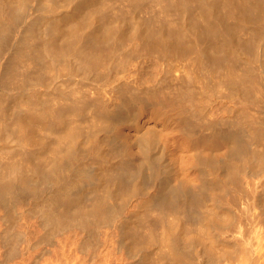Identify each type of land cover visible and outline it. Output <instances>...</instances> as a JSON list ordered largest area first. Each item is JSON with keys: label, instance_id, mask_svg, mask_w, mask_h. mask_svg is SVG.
Segmentation results:
<instances>
[{"label": "rangeland", "instance_id": "rangeland-1", "mask_svg": "<svg viewBox=\"0 0 264 264\" xmlns=\"http://www.w3.org/2000/svg\"><path fill=\"white\" fill-rule=\"evenodd\" d=\"M6 1H10V4L14 3L16 6L15 8L19 9V10L16 9L15 11H17V10L18 11L15 13L16 14L18 12L19 13H18L17 18L11 23V26H10L11 28H9L8 33H7L8 36L5 37V43L2 47V51L0 52V71H1V67H2L3 62H5V60H7V57L9 58L11 52L13 53L14 48L16 49V47L18 46L17 44H19L20 38H22V36H24V34H27L29 32V28L32 25L33 21L35 22V24H33V25L38 27V29L40 30L37 32L36 35L38 37L36 36V38L39 41H41L39 39V37L40 38L43 37L44 32L46 30L54 28L55 31L54 30H52V31L59 32L58 30L61 31V29H62L63 32L62 31L59 32V33H62V35H59L60 37H62L64 35V31H66L70 27L76 26L78 24H79V26H83V24L86 23V21L88 19H91V17H88V16L92 15V17H94L95 16L94 13H96V17H94L96 19V21H94L95 19H92V20H93L94 24H96L98 21L97 25H95L97 27L93 26L92 28H95L96 30L90 29L91 30V31H89L90 34L93 30L97 31V28L99 31L98 32L93 31V32H95L96 34L100 33V31L102 30L104 25L106 26L109 24L108 27H110V28H111V26H113V28H114V26L117 27L114 29H115V31L117 29L115 36H117V34H118V36H117L118 38L114 37V39H115L114 43L111 42L114 46L116 45V43H117V45L115 47L113 46L114 53L112 54L111 59H109L110 61H107V59H106V63L104 61L105 66L102 63V68L100 69V67H101L100 66L99 67L100 70H98L96 72L92 71L90 73L89 72L86 73V71H84L82 69H80V70L77 69L78 71L74 70V69H72V67L69 63L67 64L66 60L62 59V60H59L54 65L52 63H50V61L49 62L47 61L49 63L48 69H50V70L47 69L48 71L42 70V68H38L40 66V65L38 66V64L36 66L35 65L31 66L30 69H28L27 72H25V73L21 72L22 70H20V72L18 73V76H20V75L21 76L20 77L16 76L17 79L15 78L16 80H14L13 84L11 85L12 89H9V91H8L9 94H8V92H7V94H5L6 93L5 91H1L2 86L0 84V87H1L0 88V91H1L0 94L3 95V96H0L1 97L0 102H2L4 104V114H2V115H5V120H4V117L2 115L0 116V120L3 118V120L0 121V129H1V131H0V155H1L0 160H1V162L4 164V162L8 158H10L8 161L13 160L15 157H18V155H20L23 152V149L24 150L29 149V147H27V145L25 146L23 141L20 138H18L17 133H15V131H14V114H15L14 110L16 109L17 105H19L17 103L23 101V103H27L29 105V110H31V109L33 110L34 105H32V103H30V102H34V101L38 105L39 104L41 105V106H39V108L42 107L43 105H46V104L49 105V103L52 106H53V104H55L54 106H59L60 104L65 105V104H70L69 102H71L70 106L73 105V107H72L73 109L70 106H69L70 108L68 109L67 105H65V106H67L66 107L67 111H66V108H64L65 110L63 109V112H64L63 114H65L64 116L67 115L66 117L62 116V118H64L63 120L65 122L63 121L58 126L53 127V128H55V130L52 128H49V129H51V130H49L46 128L47 127L46 125H44L42 122L38 123L39 120H37V122H35V124L33 125L34 130L32 129V131L36 132V130L40 127V126H37L39 124L40 125L42 124V128L40 127L41 130L38 129L39 131H37L38 134L40 132L39 135L37 133H33V135L36 134L37 136H41L44 138L47 137V138H45L47 140L46 141V144L48 147L47 150H50L49 148H51L52 145L54 144V140L56 139V137H58V135L64 131L63 128L65 130H68L69 126L70 127L73 126L72 128L69 127V129H73L75 127V130L77 131V132H75V130H74L75 135L79 133L78 135H76V136H79L78 137L79 139H77V140H82L81 142L78 141L79 145H80V143L86 141L89 137L95 136L96 139H100L102 141V143H104L106 148L113 146V148L115 149L113 155L114 156L116 155L115 157L117 159L115 157H113V158H115L117 160V162H116V160L114 159L115 164L116 163L117 164L116 165L114 164L115 166H113V168L114 167L116 168V166L119 165L120 159H123L124 162H128V164H129L126 167V169L123 167H122L123 169H120L121 166H118V168H116L115 170L113 168H111L114 170V172H113V170H103L102 173L108 174L109 172L116 173L115 171H118L117 174L120 175V176H118V178L120 177L119 181L123 184V186L129 188L132 185V181L134 179L135 180L133 182L137 181L136 180V176H137L136 174L138 173V170L142 169L141 171H139L140 175L142 177L139 181L142 183H139V184L142 185V186L140 185L142 188L138 187L139 189L136 190L137 192L135 190L128 192L127 197L124 200L122 199L124 197L122 195L121 190H119L120 192L117 191L116 195L115 196L113 195L112 198L110 196H109L110 198L107 197L105 199V202H104L105 205L106 206L116 205L119 207L122 206L120 208V210H121L120 214L121 215L118 214L119 218L116 217L114 220H112L113 222L112 221H110L109 223H106V222L102 223L101 222L100 225L98 224L95 226V229L93 226L92 231H91V235H92L91 237H80V235L83 236L85 234V229H83V227H82V230H81V226L77 225L76 222L72 223L68 229H65L68 231H65L64 229L62 230V232L60 231L61 234L62 233L64 234V235L62 234L63 236H61V234L57 232V233H55L56 235L54 234L55 237L54 236L53 237H45L44 232L45 233L48 232V230L45 229L46 227L48 229V225H45V227H44V224L46 222L43 224H42V222H40V220H41L40 215L41 214L38 213V210H35V205H33L34 201L31 200L32 197H30V195H28V194H30V193H28L29 191L25 190L23 188L17 187L16 191H17L18 197L19 196L21 197V200L17 199L16 201H14V202L12 201L9 203L3 202V204H2L3 206L0 204V218H1L0 219V264H4V263L5 264H154L155 261L157 263L158 259L161 260V258H164L166 260H164L165 262L163 260H161L160 264H172V263L177 264L178 261H179L178 264H217V263L218 264H224L222 262H226L229 259H230L229 261H231L233 259V257H236L237 255H239L241 253V250H242L241 248L243 247L244 244L242 243L243 245L240 246L241 245L240 241L237 242V239H239V240L243 239L242 241L243 242L245 241V243H247L246 244L247 246L249 245L248 247H249V250L251 249L250 252L252 254V259L255 260L253 263L256 262L255 264H258L260 262L259 264H264V257H263L264 256L263 255L264 249L262 250V248H264L263 247V245H264L263 244L264 243V241H263L264 240V234L263 233L264 232H260V233H262L261 235H260V233L258 234L259 231H264L263 230L264 224H263V221H260L261 217H260V220L257 221V218H259V216H260L261 210L264 208V202H263V200H264V177H263L264 176V165H263V168H262V166L260 168H258L259 167V165H258L259 164V160H258L259 157L258 156L264 157V139L263 138H258L259 140L256 139V141L254 140L255 142L250 144L251 148L255 151V159H254L255 161L251 162L250 169H249V171L251 170L250 172H252L251 178H253L252 180L250 179V181H253L255 179V181H254L255 183L252 182V184H254L255 188H253L254 186L252 187V185L250 184L251 182L248 179H249L251 174H250V172H247L246 175H244L246 177H244V179L240 178V180H239L240 183H241V181H243V182L245 181V182L244 183L242 182L241 184L238 183L236 186H238L239 184H240V186H238V187L235 186V191L232 189V191H234V192H231V189H227V191H225V192L223 191L224 192L223 197L225 198V199L223 198L224 201L229 199V194L232 196H233V194H235V196H236V193H237V197H239V194H240V196H242V197H240V199L238 200V202L236 204H231V206H230V203L223 204V205L219 204V206L216 207L217 208L216 210L213 206H211V205L209 206L206 203H203L201 205H194V206H196V208L198 210H200V207L203 209V210L201 209L200 211H198L200 214L196 211V208L194 209V206L192 207V205H191V207L189 206V212L193 213V216H196V218H197L195 220L196 223H192V225L190 224L191 223L190 221H185V219H183V218L181 220H179L181 218L179 215H176L177 217L173 216V218H172V216H170L174 220H175V218H178V216L180 217L175 221H173L172 219L171 220H172V222H175V224L177 221H178L177 222L178 224L181 221L179 228L183 233L188 232V228H190L189 232H191L192 231L191 229H193V227L192 228L189 227V225H191V226H194V228L196 229V231H195V229H193L192 232H195V233L197 232L196 234L193 233L194 235L197 236V234L199 233V235H198V237H199L201 234L200 239H198L196 236H195L196 238L194 237V239H197V242L195 240V244L197 245L198 248H200L202 250L200 257L198 256V258L192 259V260L185 263L184 260L181 259L182 257L179 256L180 257L179 258L176 256L177 259H175V261H177V262H174V258H176V257L174 256V258H173V255L172 256L168 255L169 253H168V250L166 248L167 245L165 244V242H163L165 239V237H163L164 226L157 227L156 233L153 236H149L150 234L148 231H147L148 232L147 235H143V233L144 232L146 233V230H148L147 226H146L147 218H151L153 216L154 217L156 216V213H155V211H152V208L155 209L156 208L155 203H157L156 200H158L161 196L163 197L165 195V194H162L164 192V189L166 188L165 191L168 194H169V190H167V189H169V187L171 188L170 192L172 189L175 190L177 197L180 198L179 200L185 199L184 198L185 195L182 196V194H185L181 190L182 187H188L189 189L191 187L192 188V189H190L191 192L193 191V193L194 192L197 193L199 190L198 186L201 183V176L199 175V170H200L198 168L199 166L195 167L194 161H196V157H199V158L203 157L204 159H207V158L212 157L214 154L213 157L218 158L217 156L218 155H219V157H221L220 155L223 156V154H225V152L228 148V142L226 139H224L223 144L220 143L219 149H217L218 146L215 147L214 145H212L211 141H209V139L205 138V136H204V134L208 132L209 126L208 127L204 126L202 129V127H201L202 125H200L199 128L197 127V126H199L198 124H202L203 121L205 122L206 120L209 122L213 121L217 117L219 118V121L221 124L225 123V121L227 120L226 114L228 113V109H230V107H234V108L238 107L237 109L242 108V110L245 108L246 109L248 108L247 112L250 111V115H254L255 114L254 112H256V111L258 112V110H259L256 106H253V107L251 106V108H250V106L246 107L247 105H245V106L243 105L244 106L243 107L242 103H240L241 101L238 100V98L230 97L232 95V93L230 92L229 87H227L226 85H224L225 86L224 87V86H222V84H217L214 81L216 83L215 84L213 82L212 78H210L211 80L208 81L207 78H209V76H207L206 73L201 72L199 65H198V62H197V57L194 56V55H196V52L194 50H190V51H194V53H195L194 55L192 52L189 51L190 56H188L189 53L187 52L188 54L187 53L183 54L184 56L181 60H180V57H181L180 55L182 53H180V52L178 53L176 51L175 52L170 51L171 53H169V51H167L164 54V56H165L164 57L163 54H162V56H160L161 53L159 52V50L158 51L153 50L152 47H154L155 44H154V46H152V43L147 42L146 38L145 39L141 38V36H143V37L146 36V35L144 36V34H146V32L150 28H152V30L150 29L149 31L153 32V30H154L153 28H155V27L158 28V29L155 28L157 31L159 29L162 30L164 28V26H167L168 28L165 27V29L162 30V32L165 33L166 36L170 35L169 30H172V26H173V29L175 28L176 31H178L181 27L183 29V31L180 29L182 32L190 30V29L192 30L193 26H192V23H190L192 21V17H189V16L190 15L194 16V14L182 12V10L179 11V9H174V8L169 10L167 8L162 9V8H159L158 6H156L157 7V9H156L155 4L152 2V0L151 1L150 0H148V1L147 0H137V1L136 0H104V1L103 0H25L26 2L23 0H0V7H1V5H4L6 7V4L3 3ZM20 1L21 2L23 1V4H21ZM241 1L242 0H232V3H233L232 8H233V6L235 8L238 5L237 3H240ZM103 2L107 5L103 4ZM263 2L264 1L260 2L263 6L260 3L258 5L264 8ZM258 5H257V7H258ZM145 7H146V9H144ZM257 7L255 8V11H256L255 13L253 10L252 12H250V15L246 14L245 18H244V15L242 16L240 14H237L234 16V18L237 16L235 19L232 18L231 14L228 13V15H227V13H225L226 11L224 12L225 6H222L223 9L221 7L217 8L218 13L223 14V15L225 14V18L228 21H230L231 24H233V26L235 27V28L233 27L235 32H232L233 38H231V41L232 40L233 41L232 42L230 41L229 46H227V44H228V42H227L225 49H224V52L226 51L224 54L225 58H228L229 54H230L228 62L233 63L232 64L233 68H230V66H228L229 63L227 62L226 66L224 67L225 69H227V67H228V70L230 68V71L232 70L235 73H240V72L243 73L244 69L246 68V66H245L246 64L244 62V59L247 58L248 55H247V53L242 52L241 47H243V46L241 45L242 42H240V41H243V44H244V41H246L249 38V35H248V34H250L249 32H251L254 29L253 31H254V33H256L255 34L256 36H254V39L252 41L253 42L252 46L254 45L252 47V49L256 53V57H255L256 61L255 62L256 63L258 62L260 64L261 69L264 70V9L263 8L261 9V7H258L260 9H257ZM102 8H103V10H102ZM97 9H99V10H97ZM218 9L223 10L222 13L220 12L221 10H218ZM43 10H45V12H47V10H48L47 14H43ZM259 10H261V11H259ZM176 11L180 15L177 14V16H176V13H177ZM195 11H196V9L194 10V12ZM87 13H88V15H87ZM97 13H98V15H97ZM185 13H187L188 15L190 14V15L188 16ZM84 14H85V16H84ZM195 14H197V13H195ZM257 14H258V16H257ZM99 15H101V16H99ZM181 15H182V17H181ZM246 16H248V17L246 18ZM254 16H255L256 20H255ZM84 17H85V19L82 20V18H84ZM86 17H88V19ZM251 17H253V19L255 21L251 20L252 19ZM179 18H180L181 22L178 20ZM189 19H191V20H189ZM237 19H240V21L237 22L238 21ZM241 19H243L244 21ZM248 19L251 20L252 23ZM234 20H235V22L233 23ZM78 21H80V22L78 23ZM83 21H84V23H83ZM107 21H108V23H107ZM241 21L245 22V24L242 22V24H243L242 25ZM105 22L107 24H105ZM246 22H248L247 25H246ZM111 23H112V25L110 26ZM238 23H240L239 26L242 25L241 29L238 26ZM176 24H180V26L179 25L176 26ZM50 26H52L53 28H51ZM178 26L180 27L179 29H177ZM118 27H120V28H118ZM118 29H119V32H118ZM132 29L134 32L135 31L136 32L134 33L132 31ZM167 29H169L168 30L169 32H167ZM250 29H251V31H250ZM122 30H123V32H121L122 33L121 34L120 31H122ZM181 31H178V32H180L182 34ZM91 35L93 36V34H91ZM38 40H36V41H38ZM141 40L146 41L147 42V43L145 42L146 45L144 44V41H141ZM254 41H255V43H254ZM141 44H144V45H141ZM147 45H149L150 47ZM244 48H245V46H244ZM156 51H157V53L155 54ZM207 51H208V48H207ZM209 51H210V49H209ZM247 52H249V51H247ZM166 54L170 55V58H168V56H166ZM171 54L173 55V58H172ZM186 54H187V56H186ZM226 54L228 56H226ZM155 55L158 57H155ZM159 56H160V58H159ZM161 57L164 59H162ZM176 57L178 58L177 60H179L180 62L179 61L177 62ZM189 57H191V58H189ZM171 58H172V60L173 59H175V60L172 61V60H170ZM47 60H48V58H47ZM165 60H167L168 63ZM170 62L172 65L175 64L173 62H176V64H175L176 65L175 68L177 69L176 71L173 70L175 68H172L174 65L173 66L171 64L169 65ZM182 62H184V63H182ZM158 63L160 66L157 65ZM178 63H179V65L182 63L186 67H188V70H187L188 72H184V74H182V72H180L181 68H179V66H177ZM164 64H166L168 67L164 68L163 67ZM236 64L238 67L235 66ZM161 66H162V68H160ZM242 67H245V68L243 69ZM222 68H223V66H222ZM241 68H242V71L240 70ZM39 69H41V70H39ZM159 69H161V70L163 69L165 71L164 72L162 70V72L164 74ZM168 69H170V70H168ZM218 69L220 71V68H217V67H216V69L214 68V71L212 72V74L213 75L219 74ZM158 70L160 71V73ZM178 71H179V73H178ZM190 72L192 74H194L193 76H195L194 77V78H196L195 80L193 79V76L190 77ZM214 72H216V73H214ZM20 73H23V74H20ZM242 73H240V74H242ZM174 74L175 75L177 74L179 76L176 75V77H173V76H175ZM181 74L182 75H188V77L187 76L186 77L183 76L184 78L180 77ZM207 74L211 75V73H207ZM25 75H27V76H25ZM153 75H154L155 79L152 77ZM159 75H163V76L165 75L166 76L165 82H168L169 80L170 81L172 80L171 82L175 81V83L173 82L174 83L173 86L175 84H177V85H175L176 88L183 86L184 89L190 91L191 93L197 94L198 100H197V97L195 100L198 102L196 103L194 101L193 104H191L189 102L191 105L188 103V105L192 108V110L195 109V111H196V112L192 111L193 115L191 118V120L195 124V130L196 131L193 132V134L194 133L195 134L191 136L192 138L190 139L189 143H185L178 138H176V139L179 142L177 140L175 141L174 137H177V135H176V133H174L176 131H173V130H175V128H174V125L172 124L170 118L174 112L178 111L177 107H175L176 105L172 103L171 107L169 109L168 103L171 100L167 98L168 101H167V99H165L163 108L159 109L160 105L159 104L156 105L157 104V103H155L156 100L154 98L152 99L150 97V95L146 93L147 92L146 89H145L146 92L144 91V88L146 87L148 82L150 80L155 81ZM170 75L171 76L173 75L172 78ZM202 75L205 76L203 78L204 81H202V77H203ZM33 76H34V78L37 76L36 78L37 79L39 78L38 79L39 81H36L35 79L33 81L32 80ZM117 77H118V79H117ZM143 77H144V79H142ZM150 77H152V78H150ZM177 77H178V79H177ZM168 78H169V80H168ZM173 78H175V80ZM181 80H183V81H181ZM151 81L149 84H151V83L153 84V81L152 82ZM201 81L203 83H201ZM143 82H145V84H142ZM171 82H168V86L172 85ZM181 82H182V84H181ZM205 82H207V83H205ZM14 83L15 84L17 83L16 86ZM20 83H21V86H20ZM33 83H36V84L33 85ZM102 83H104V85ZM26 84H28V85H26ZM124 84L126 87L124 86ZM141 84L145 85V86H142ZM212 84H214V85H212ZM190 88L193 89V91ZM210 88H212V89H210ZM13 89H15V90H13ZM17 90H18V92H17ZM165 90H169V89H165ZM103 91H104V93H103ZM13 93L17 97H14ZM36 93H37V95H36ZM85 93H87V95ZM10 94L12 95L10 97H13V99H15L14 100L15 103L13 102V99H10V97H8V95H10ZM59 94L61 96H59ZM104 94H106V95H104ZM144 94H145V97H143ZM121 95H122V97H121ZM140 95L141 96L143 95V96L141 97ZM146 95H148V96H146ZM53 96H55V97L57 96L56 97L57 99ZM193 96L195 97V95H193ZM31 98H33V99L30 100ZM38 98H40V99H38ZM127 98H129V99H127ZM143 98H146L148 104H144V102H142ZM199 98L200 99L204 98V99L202 101H200V103H199ZM228 98H230V99H228ZM78 99L79 100L81 99L83 102L85 100V102L84 103L82 101L79 102ZM148 99L150 101L153 100L154 102L152 101V103H151V102H149ZM237 100H238V102H237ZM10 101H12V102H10ZM17 101H19V102H17ZM28 101H30V102H28ZM55 101H56V103H55ZM57 101H61V102H59V104H58ZM207 101H209V102H207ZM65 102H68V103H65ZM79 103H82V104H79ZM165 103L167 104L168 107H165L166 106ZM56 104H58V105H56ZM83 104H85V106ZM14 105H16V107H14ZM38 105L37 106L35 105V107L38 108ZM78 105H81V107L79 106V108H77ZM172 105H175V106H172ZM235 105H237V107H235ZM11 106H13L14 108ZM31 106H32V108H31ZM202 107H203V109H202ZM133 109H134V112H133ZM160 110L162 113L160 112ZM163 110H164V112H163ZM173 110H174V112H173ZM68 111H69V113H68ZM167 111H168V113H166ZM34 112L31 111L29 114H35ZM257 112H256V115L258 114V115H261L262 117L264 116L263 115L264 109L262 112H259L260 114ZM10 113H12V114H10ZM251 113H253V114H251ZM169 114H171V115H169ZM6 115H7V117H6ZM8 115L10 117H8ZM132 115H134V116H132ZM212 115H214V116H212ZM12 117H13V119H12ZM200 118H202V119H200ZM211 118H213V119H211ZM6 119H8V121ZM68 120H70V121H68ZM2 121H3V123H2ZM4 121L6 122L5 124H4ZM197 121H198V123H197ZM200 121H202V122L199 123ZM66 122L68 124L70 123L71 125L66 124ZM166 122H167V124H166ZM8 123H9V125H8ZM11 123H13V124H11ZM63 123L66 125H64ZM92 124H93V126H92ZM63 125H64V127H63ZM59 126H62V127H59ZM66 126H68V127L66 128ZM76 126H77V128H76ZM3 127H5V128H3ZM92 127H95L97 130L95 128L92 129ZM147 127H148V129L153 128L154 131L156 130L155 128H157V130H156L157 132L156 131L155 132L158 135H155V132H154V134L151 135V137H149L150 134L147 133L148 132ZM7 128H8V130H7ZM167 128H169V129H167ZM172 128H174V129L172 130ZM2 129H5V130H2ZM61 129H62V131H61ZM144 129H147V131L145 130L146 131L145 132ZM10 130L11 131L13 130L14 133L11 132ZM78 130H80V131L78 132ZM98 130H101V131H98ZM142 130L144 133H147V134L143 135L144 133L141 132ZM139 134L142 137L144 136V138H142ZM7 135H9V136H7ZM167 136H169V137H167ZM49 137H50V139H49ZM75 138H77V137H75ZM153 138H155V140ZM164 138H166V143H167L168 139H169L168 143L174 141L173 143H176V144H174V146L176 145L175 146L176 148L173 146L174 150H173V148L171 150H169L167 147H165V142H164L165 140H163ZM69 140L67 139V141H66V139H64V142H62L61 145L67 147ZM105 140H107V141L105 142ZM51 142H53V143H51ZM66 142H68V143H66ZM182 142H183V144H182ZM49 143H51V144L48 145ZM110 143H112V144H110ZM180 143H181V145H180ZM32 144H33V142H32ZM77 145H78V143H77ZM184 145L188 146L187 149H186V146H184ZM24 147H26V149ZM15 148H16V151H15ZM165 148H167L168 150ZM215 148L217 149V151ZM184 149L186 151L185 153L189 152V153H187L189 158L187 157L186 154H185L186 156L183 155ZM213 149H214V151H213ZM256 149L258 152H256ZM43 150H45V151H43ZM47 150L45 148L44 149L42 148V149H39V151H33L32 155L29 157V159L23 160L20 158V166H22L21 170L23 169V171H24V169L25 170L28 169L27 174L29 172H31V173H29V177L35 178L36 176L34 175V173H32L33 172L32 167L30 168V166L38 167V168H40L41 166H45L46 160L48 161V159L50 158V157L47 158V156H52V154L49 153L50 151L48 152ZM178 150L180 152H183V154L179 155ZM173 151H174V153H172ZM47 152H48V154H46ZM144 152H145V155L150 153V156L152 157V159L148 162L151 163L152 161H155L152 163L156 164V162H157L156 166L154 164H153L154 166H152V163H151V165H150V163H147V164H149V166L146 164L144 165L145 167L143 166L141 161L145 157V156H143ZM2 154L5 156H3ZM172 154H173V156H172ZM169 156L173 160L172 161L173 163H171V159L169 158ZM155 157H156V159H155ZM160 159H162V161ZM176 159H177V161H176ZM27 160H29V161H27ZM190 160L192 161V163L194 165H192ZM90 161L92 163V159ZM90 161H89V163H90ZM28 162L30 165L28 164ZM174 162H176V163H174ZM182 162L185 165H183ZM93 163H94V161H93ZM97 163H95V164H97ZM31 164H33V165H31ZM138 164L140 165V168L138 167L139 166ZM174 164H175V166H174ZM255 164H257V165H255ZM135 165H137V166H135ZM158 165H159L158 168H161V170L157 169ZM169 165H170L171 169L174 167V170H176L175 171L176 173L174 172L173 169L171 170L173 172H169L170 171ZM146 166H147V168H146ZM150 166H151V170H150V168H148ZM0 167H2L1 163H0ZM27 167H29V168H27ZM134 167H138V168H136V170L133 171ZM154 167H156L155 170H154ZM163 167L164 168L166 167L165 169H167V171L165 169H163ZM247 168H249V166ZM257 168L259 170H257ZM119 169L122 171V174L119 171ZM0 170H2V168H0ZM164 171L170 173L169 174L170 176L168 174L166 175V172H165V174H163ZM254 171L255 172L258 171V172H256L257 175L254 173L255 176L253 175ZM135 172H136V174H135ZM156 172H158V174L160 176ZM258 173L260 176H258ZM248 174H250V175L248 176ZM163 175L164 176L166 175L167 177L166 176L164 177ZM124 176H125V178H124ZM198 176H199V178H198ZM256 176H258V178L259 177L260 178L262 177V178L256 179L257 178ZM180 177H182L183 180H184V178L189 180V182H187L188 180H186V181L184 180L187 185L182 184L185 182ZM164 178L168 181L169 186L166 183L167 181ZM179 178L181 179L180 181L182 183H180ZM246 178H247V180H246ZM175 179L178 180L176 182L181 187L176 184ZM144 180L146 182H144ZM257 180H258V182L256 183ZM143 183H145L146 185ZM163 183L165 186L163 185ZM259 184H261V185H259ZM188 185H190V186H188ZM250 185H251V187H250ZM175 186L180 187V189H178ZM242 186H244V187H242ZM193 187L194 188L198 187V188L197 189L195 188L196 191H194ZM160 188H162V189H160ZM206 188H208V187H206ZM251 188H253V190H249ZM46 190H47V188H46ZM90 190H86L85 192L87 194L84 193L82 195V197H83L82 199L85 198L86 202L88 201L86 204L90 203L89 201H90L91 197L94 198L96 196V192L94 193L95 194L94 195V194H92L94 190H91V193H90ZM87 191H89V193ZM204 191L205 192L207 191V193H205V192L204 193H205V198H208V194H209L208 190L205 189ZM41 192H39L37 195L41 196L44 194V193L42 194ZM123 194H124V192H123ZM159 194H160V197H159ZM168 194H166V195H168ZM37 195H35L36 198H37ZM125 195L126 194H124V196ZM152 195H156V196H152ZM180 195H181V197H180ZM225 195L227 197H225ZM246 195L248 197H246ZM31 196H33V195L31 194ZM23 198H25V199H23ZM117 198H118V200H117ZM161 198L159 200H161ZM246 198H247V201H245ZM248 198H249V200H248ZM256 198H257V200H256ZM119 200H120V202H122V201L123 202L119 203ZM83 201L84 200L80 201V206L84 205V204H82V203H84ZM115 201L116 202L118 201V203H116ZM244 201L247 202V204ZM179 202L180 201H178V203ZM242 202L245 203L247 206L245 204H243ZM250 202L252 203V205ZM104 203L102 205H104ZM238 203H239V205H238ZM255 203H257V204H255ZM72 204H74V205L76 204V207H77V204H79V203L73 202V203L69 204L70 209H72V208L75 209V206L73 205L74 207H72ZM253 204L256 206H254ZM6 205H7V207H5ZM240 205H242V206H240ZM257 205L260 207H258ZM243 206H244V208H246L245 210H247V212L244 210L240 211V210H242ZM78 207H79V205H78ZM32 208H33V211L31 210ZM190 208H193L197 214L194 213V211L192 209L190 210ZM227 208H228V210H227ZM149 210H151L153 213H151V211L149 212ZM155 210H157V209H155ZM241 212H245V213H241ZM143 213H145V215L147 217L144 221H143L144 218L141 219V216H144ZM1 214H4L5 216H7L6 217L8 219L7 222H4ZM38 215L40 216V218L38 217ZM201 215L202 216L205 215V217L207 216L209 218L208 219L204 218L205 219L204 220L201 217ZM208 215H210L211 217ZM197 216L199 217V219ZM36 217H38V218H36ZM211 218H212V220H215V221H213V223H216V224L218 223V221L220 223L223 222L224 224L227 223L226 226L222 223L224 225V230L222 229V232L220 233L221 235H218L220 241L222 242V240L224 239L222 243L223 244L227 243V244L223 245L220 242V244H222V245H220V244L218 245L219 239L216 240L215 243H217V244L214 243L212 245V246L216 245L215 246L216 248L213 247V249H212L213 252L218 254L219 252L221 253V251H222L221 249H223L226 245H227V248H229V247L231 248V246H232L234 251H235V252L233 251L234 254H233L232 258H229L231 255L225 254L226 255V256L224 255L225 258L220 256L221 259L218 258L217 260L213 261V263H210V262L208 263V260H209L208 256H210V252L204 250V247L201 245L202 244L201 238H203V235L205 236L204 238L210 237L211 232L213 234L212 230L214 229V227L211 229H210V227H212L213 225L216 226V224L212 223ZM206 220H207V222H206ZM226 221H228V222H226ZM172 222H170V224ZM260 222H261V224H260ZM7 223H9V224H7ZM107 224H110V226ZM170 224H169L170 227L169 226L168 227L171 229H174V227H173L174 223L172 225H170ZM175 224H174V226H175ZM178 224H176L175 228H177ZM204 224H207V225H204ZM114 225H116L117 227H114ZM138 225H139V227H138ZM145 226H146V229H145ZM137 227L139 228V232H138L139 240L138 239H136V240L140 241L141 235H143L144 238H147V239L142 238L143 237L142 236L141 239L144 241H142V242L140 241V242H141V246L143 248L141 247V248L135 250V249H131V246H130V244L134 243L132 241L133 239H131L132 242L128 243V241L124 240L125 239L124 237L126 236L125 234H127V232L131 233V234L137 232L138 231V230L136 231ZM205 227H207V228H205ZM70 228H73V229H70ZM118 228H121V230ZM123 228L126 230H124ZM204 228L206 230L208 229V231H206V233H204L205 232ZM258 229H259V231H258ZM1 230H3L5 234L1 233V232H3ZM142 230H144V232H142ZM184 230H185V232H184ZM203 230H204V232H203ZM255 230L258 231L256 234L260 235L259 237H257L256 234L254 233ZM65 232H67V234H65ZM96 232H97V234H96ZM225 232H226V234H225ZM1 234H4L6 238L2 237ZM94 234H96V237H94L95 236ZM238 234H240L241 236ZM252 234L253 235L255 234V236H252ZM27 235H28V237H27ZM45 235H47V234H45ZM148 236H149V238L150 237L151 238L149 239ZM242 236L244 238H242ZM232 237L233 238L236 237V239H233ZM252 237H253V239H252ZM152 238H153V240H152ZM245 239L248 241H246ZM250 239L252 242L250 241ZM145 240L148 244L145 242ZM150 240H152V241H150ZM209 240L207 241V239H206L208 244H209ZM233 240H234V243H233ZM129 241H130V239H129ZM224 241H226V242H224ZM4 242H6V243H4ZM144 242L147 245L142 244ZM229 242H230L231 246H230ZM238 244H240V245H238ZM145 245L147 248L145 247ZM250 245H253L254 249H253V247L251 248ZM220 246H221V248H220ZM239 248H240V250L236 251V249H239ZM236 252H239V253L237 254ZM207 253H209V254H207ZM253 253L256 255H254ZM206 256H207V258H206ZM261 256H262V258H261ZM255 257H257V258H255ZM170 259L171 260L173 259V262ZM260 259H262V261ZM249 261H251V260H249ZM253 263L250 262L247 264H253ZM157 264H159V262ZM244 264H246V263L244 262Z\"/></svg>", "mask_w": 264, "mask_h": 264}, {"label": "bare ground", "instance_id": "bare-ground-1", "mask_svg": "<svg viewBox=\"0 0 264 264\" xmlns=\"http://www.w3.org/2000/svg\"><path fill=\"white\" fill-rule=\"evenodd\" d=\"M25 1V0H23ZM23 1L21 2V4H23ZM104 1V0H103ZM137 1V0H136ZM135 1V2H136ZM148 1V0H147ZM151 1V0H150ZM264 0H242L240 3H237L238 5L234 8H232V0H152V2L155 4V7L158 6L159 8H167V9H179L182 10V12H187V13H193V15H188L189 17H192V21L190 23H192V26H193V29L191 30H187V31H183L182 27L180 28V24H176L179 25L177 29H179L178 31H181L182 34L178 31L175 30V28L173 29V26H172V30H169L167 29V32L170 31V35L169 36H166L165 33L162 32L163 29H165V27L167 26H164V28L161 30H157L158 29L157 27L153 28V32L149 31L150 29L152 30V28H150L146 34H144L145 37L141 36L142 39H145L147 40V42H150L152 43V46H155L158 48H156L155 46L152 47L153 50H159V52L161 53L160 56H164V54L169 51V53L171 52H180L182 53L179 57H180V60L183 58V54L185 53H189L190 50H194L196 52V55H194V51H190L193 53L194 56L197 57V62H198V65H199V68L201 70L202 73H206L207 76H209L208 81L211 80L210 78L213 79V82L215 81L217 84H222V86L226 85L227 87H229L230 89V92L232 93V95L230 97H235V98H238V100H240L242 103V106L244 105H247L246 107L251 106H256L259 110L257 113L259 112H262L263 109H264V70L261 69L260 67V64L257 62H255V57H256V53L255 51L252 49V44H253V39H254V36H256L254 33V29L249 32L250 34L249 35V38L244 41V44H243V41H240L242 42V46L241 47V50L243 53H247L248 57L244 59V62H245V67H242L244 69L243 73L240 74V73H235L234 71H230V68H233L232 64L233 63H229L228 62V59L230 57V54H229V57L228 58H225V52H224V49H225V46L227 44V46H229V43L231 41V38L233 33L232 32H235L234 30V26L233 24H231L230 21H228L226 18H225V14H219L218 11H217V8L221 7L222 6H225V9H224V12L231 14L232 15V18H234L235 15L237 14H240V15H244V18H245V15L246 14H249L250 15V12H252L254 10V13L256 12L255 11V8L257 7V5L262 2ZM26 2V1H25ZM130 2V1H129ZM237 2V1H236ZM4 4H6V7L4 5H1L0 7V52L2 51V47L5 43V37L8 36V30L9 28H11V23L17 18L18 16V13L16 14L15 12H17L19 9L18 8H15V4L11 3L10 4V1H6V2H3ZM19 3V2H18ZM108 3V2H107ZM152 3V4H153ZM264 3V2H263ZM102 4V3H101ZM103 4H105L103 2ZM141 4V3H140ZM261 4V3H260ZM14 5V6H13ZM19 5V4H18ZM107 5V4H105ZM126 5V4H125ZM222 5V6H221ZM262 5V4H261ZM124 6V5H123ZM141 6V5H140ZM151 6V5H150ZM149 6V7H150ZM263 6V5H262ZM98 7V6H97ZM96 7V8H97ZM108 7V6H107ZM122 7V6H121ZM258 7H261L258 5ZM257 9H260L258 8ZM15 8V9H14ZM95 8V7H94ZM100 8V7H99ZM224 8V7H223ZM222 8V9H223ZM263 7H261L262 9ZM16 9H18L17 11H15ZM146 9V7L144 8ZM148 9V8H147ZM152 9V8H151ZM150 9V10H151ZM157 9V7H156ZM161 9V10H162ZM196 9V11L194 12V10ZM264 9V8H263ZM21 10V9H20ZM99 10V9H97ZM103 10V8H102ZM120 10V9H119ZM218 10H221V9H218ZM90 11V10H89ZM155 11V10H154ZM178 11V10H177ZM176 11V12H177ZM223 10H221L220 12L222 13ZM261 11V10H259ZM48 12V10H47ZM47 12H45V10H43V14H47ZM88 12V11H87ZM124 12V11H123ZM148 12V11H147ZM156 12V11H155ZM158 12V11H157ZM162 12V11H161ZM92 13V12H91ZM151 13V12H150ZM197 13V14H195ZM96 17V13H94ZM93 14V15H94ZM159 14V13H158ZM178 12L176 13V16H177ZM183 14V13H182ZM253 14V13H252ZM88 15V13H87ZM98 15V13H97ZM171 15V14H170ZM180 15V14H178ZM254 15V14H253ZM252 15V16H253ZM5 16V17H4ZM85 16V14H84ZM101 16V15H99ZM124 16V15H123ZM161 16V15H160ZM258 16V14H257ZM88 17H91V19H88ZM86 17L87 21L86 23H84L83 21V26H79L76 25V26H72L70 27L68 30L64 31V35L62 37H60L59 35H62V33H59V32H63V30L61 29L58 30L59 32H54V28L52 26H50L51 28L53 29H49V30H46L44 32V36L43 37H39V39L41 41H39L37 38H36V34L38 31H40L38 29V27H36L35 25V22L33 21L32 23V27L30 26L29 28V32L27 34H24V36H22V38H20L19 40V44H17L18 46L16 47V49L14 48L13 50V53L11 52L9 58L7 57V60H5V62H3L2 64V67H1V71H0V84L2 86V89L1 91H5L4 93L7 94V92L9 91V89H12L11 85L13 84L14 80H16V76H18V73L20 72V70H22L21 72L25 73L27 72L28 69H30L31 66L33 65H37L38 64V68H42V70H47L48 67H49V61L50 63H52L53 65L55 63H57L59 60H66L67 61V64L69 63L72 67V69L74 70H84L86 71V73H90V72H96L98 70H100L102 68V63L103 65L105 66L104 64V61L106 63V59L107 61H110L109 59H111L112 57V54L114 53V48H113V44L111 42L114 43L115 39L114 37L118 38V34L117 36H115L116 34V31L114 28H117L116 26H111L112 23L110 24L111 28L108 27V25H104V27L102 28V30L100 31V33H95V32H98V28H97V31H95L96 29L95 28H92L93 26L97 25L98 21L96 24H94L93 20L92 19H95L94 17L91 16H88ZM158 17V16H157ZM182 17V15H181ZM237 17V16H236ZM235 17V18H236ZM248 16H246L247 18ZM156 18V17H155ZM167 18V17H166ZM185 18V17H184ZM183 18V19H184ZM231 18V19H232ZM234 18V19H235ZM243 18V19H244ZM252 18V19H251ZM250 19L251 20H254L253 17H251ZM255 18V16H254ZM84 18H82V20H84ZM106 19V18H105ZM154 19V18H153ZM157 19V18H156ZM241 19V20H243ZM99 20V19H98ZM107 20V19H106ZM180 21V18L178 19ZM191 20V19H189ZM239 22L240 19H237ZM246 20V19H245ZM249 20V19H248ZM247 20V21H248ZM251 20H249L251 22ZM256 20V18H255ZM254 20V21H255ZM96 21V19L94 20ZM154 21V20H153ZM166 21V20H165ZM244 21V20H243ZM241 21V24L242 22ZM248 21V22H249ZM253 21V22H254ZM80 21H78L79 23ZM104 22V21H103ZM110 22V21H109ZM155 22V21H154ZM153 22V23H154ZM158 22V21H157ZM160 22V21H159ZM181 22V21H180ZM235 22V20L233 21V23ZM246 22V25L247 23ZM82 23V22H81ZM108 23V21H107ZM105 22V24H107ZM173 23V22H172ZM176 23V22H175ZM178 23V22H177ZM189 23V22H188ZM245 24V22H243ZM252 23V22H251ZM103 24V23H102ZM115 24V23H114ZM162 24V23H161ZM160 24V25H161ZM240 23H238V26H239ZM81 25V24H80ZM158 25V24H157ZM175 25V24H174ZM190 25V24H189ZM243 25V24H242ZM241 25V26H242ZM35 26V27H34ZM118 26V25H117ZM171 26V25H170ZM241 26L240 29H241ZM55 27V26H54ZM97 27V26H95ZM99 27V26H98ZM162 27V26H161ZM185 27V26H184ZM234 27V28H233ZM245 27V26H244ZM101 28V27H100ZM120 28V27H118ZM160 28V27H159ZM168 28V27H167ZM243 28V27H242ZM247 28V27H246ZM48 29V28H47ZM64 29V28H63ZM90 29H95L93 31L95 32H91V34H93V36L90 34L89 31H91ZM54 30V31H52ZM143 30V29H142ZM169 30V31H168ZM233 30V31H232ZM248 30V29H247ZM133 31V29H132ZM240 31V30H239ZM118 32H119V29H118ZM123 32L120 31V33ZM134 32V31H133ZM136 32V31H135ZM134 32V33H135ZM10 33V32H9ZM144 33V32H143ZM122 34V33H121ZM120 34V35H121ZM142 34V33H141ZM168 34V33H167ZM235 34V33H234ZM38 37V36H37ZM59 37V38H58ZM121 37V36H120ZM140 38V39H141ZM139 39V40H140ZM242 39V38H241ZM38 40V41H36ZM117 40V39H116ZM138 40V41H139ZM244 40V39H243ZM256 40V39H255ZM137 41V40H136ZM141 41H144V40H141ZM233 41V40H232ZM231 41V42H232ZM9 42V41H8ZM146 41H144V44H145ZM146 42V43H147ZM143 43V42H142ZM255 43V41H254ZM110 44V45H109ZM144 44H141V45H144ZM117 45V43H116ZM115 45V46H116ZM138 45V44H137ZM146 45V44H145ZM114 46V47H115ZM149 46V45H147ZM245 46V48H244ZM150 47V46H149ZM148 47V48H149ZM155 48V49H154ZM207 48H208V51L210 49V51L208 52L207 51ZM120 51V50H119ZM118 51V52H119ZM157 51L155 52V54L157 53ZM171 51V52H170ZM249 51V52H247ZM168 53V54H169ZM177 53V54H178ZM187 53V54H188ZM174 54V53H173ZM186 54V56H187ZM117 55V54H116ZM172 55V54H171ZM192 55V54H191ZM192 55V56H193ZM151 56V55H150ZM159 56V58H160ZM168 58H170V55H167ZM175 56V55H174ZM177 56V55H176ZM190 56V53L189 55ZM193 56V57H194ZM226 56H228L226 54ZM115 57V56H114ZM155 57H158L155 55ZM165 57V56H164ZM178 57V56H177ZM176 57V60L178 59ZM192 57V58H193ZM48 58V60H47ZM162 58V57H161ZM172 58H173V55H172ZM172 58L170 60H172ZM191 58V57H189ZM46 59V60H45ZM124 59V58H123ZM164 59V58H162ZM166 59V58H165ZM195 59V58H194ZM117 60V59H116ZM159 60V59H158ZM161 60V59H160ZM169 60V59H168ZM175 59H173L172 61H174ZM184 60V59H183ZM193 60V59H192ZM48 61V62H47ZM163 61V60H162ZM167 62V60H165ZM164 61V62H165ZM171 61V62H172ZM179 60H177L178 62ZM230 61V60H229ZM235 61V60H234ZM41 62V63H40ZM126 62V61H125ZM171 62L169 63V65L171 64ZM180 62V61H179ZM227 62L229 63L228 66H230L229 70H228V67L227 69H225L224 67L226 66ZM236 62V61H235ZM108 63V62H107ZM124 63V62H123ZM168 63V62H167ZM176 64V62H173ZM184 63V62H182ZM180 64L179 63L177 64V66H179V68H181L180 72H182V74H184V72H188V67H186L184 64ZM253 63V64H252ZM255 63V64H254ZM175 64H171L173 67L172 68H175L176 65ZM238 64V63H237ZM237 64L235 66H237ZM159 65V63L157 64ZM166 64L163 65V67H168L167 65L165 66ZM239 65V64H238ZM253 65V66H252ZM255 65V66H254ZM101 66V67H100ZM111 66V65H110ZM160 66V65H159ZM221 66V67H220ZM223 66V68H222ZM54 67V66H53ZM52 67V68H53ZM100 67V69H99ZM108 67V66H107ZM217 68H220V71L218 69V73L219 74H215L213 75L212 72L214 71V68L216 69ZM238 67V66H237ZM162 68V66L160 67ZM178 68V69H179ZM236 68V67H235ZM242 68L240 69L242 71ZM55 69V68H54ZM71 69V68H70ZM108 69V68H107ZM41 70V69H39ZM50 70V69H48ZM47 70V71H48ZM53 70V69H52ZM77 70V71H78ZM105 70V69H104ZM161 70V69H159ZM158 70V71H159ZM163 70V69H162ZM161 70V72H162ZM170 70V69H168ZM173 70H177L176 68L173 69ZM192 70V69H191ZM199 70V71H200ZM164 71V70H163ZM193 71V70H192ZM191 71V72H192ZM198 71V72H199ZM217 71V70H216ZM236 71V70H235ZM70 72V71H69ZM74 72V71H73ZM82 72V71H81ZM107 72V71H106ZM109 72V71H108ZM165 72V71H164ZM174 72V71H173ZM190 72V77H192L194 74H192ZM23 73H20V74H23ZM160 73V71H159ZM158 73V74H159ZM163 73V72H162ZM161 73V74H162ZM177 73V72H176ZM179 73V71H178ZM207 73H211L210 74H207ZM216 73V72H214ZM103 74V73H102ZM107 74V73H106ZM164 74V73H163ZM180 77H188V75H182ZM156 75V74H155ZM175 75V74H174ZM177 75V74H176ZM173 76V77H176ZM21 76V75H20ZM18 76V77H20ZM27 76V75H25ZM32 76V75H31ZM38 76V75H37ZM36 76V77H37ZM82 76V75H81ZM121 76V75H120ZM126 76V75H125ZM138 76V75H137ZM140 76V75H139ZM147 76V75H146ZM151 76V75H150ZM157 76V75H156ZM171 76V75H170ZM171 76V78H172ZM179 76V75H177ZM201 76V75H200ZM202 81H204V75H202ZM34 78L33 76V81L34 79L36 81H39L37 78ZM39 77V76H38ZM41 77V76H40ZM87 77V76H86ZM98 77V76H97ZM154 79V75L152 76ZM150 77V78H152ZM166 76L164 75H159L158 78L154 81H153V84H149L150 81L148 82V84L146 85V87L144 88V91L146 89V93L150 95V97L153 99L156 100L155 103H157L156 105H160L159 109L163 108L164 106V101L165 99H170L171 101H169L168 103V106L166 104L165 107H168L170 109L171 107V104H175V105H172V106H175L177 107L178 111L174 112L173 110V114H169L171 115V122L172 124L174 125V128L175 130H173L174 128H172L173 131H176L174 133H176L177 137H174L175 138V141L177 140L176 138L180 139L181 141L185 142V143H189L190 139L192 138L191 136L194 135L193 132H195V124L193 123V121L191 120L192 118V111H195L192 110V108L188 105V103L190 102L191 104L194 103V101L197 103L198 101H196V97H197V94L195 93H191L190 91L184 89V87L180 86L178 88H176L175 84L173 86V84L175 83V81L171 82L168 78V82H171L172 85L168 86V82H165V78ZM168 77V76H167ZM183 77V78H184ZM195 76H193V79L195 80L196 78H194ZM214 77V78H213ZM16 78V79H15ZM24 78V77H23ZM27 78V77H26ZM25 78V79H26ZM95 78V77H94ZM135 78V77H134ZM170 78V79H171ZM28 79V78H27ZM26 79V80H27ZM118 79V77H117ZM144 79V77L142 78ZM175 80V78H173ZM178 79V77H177ZM192 79V80H193ZM141 80V79H140ZM139 80V81H140ZM147 80V79H146ZM206 80V79H205ZM35 81V82H36ZM105 81V80H104ZM142 81V80H141ZM151 81V82H152ZM179 81V80H178ZM183 81V80H181ZM201 81V83H203ZM22 82V81H21ZM32 82V81H31ZM30 82V83H31ZM96 82V81H95ZM146 82V81H145ZM145 82H143L142 84H145ZM190 82V81H189ZM193 82V81H192ZM197 82V81H196ZM195 82V83H196ZM214 82V83H215ZM37 83V82H36ZM36 83H33L36 84ZM86 83V82H85ZM147 83V82H146ZM207 83V82H205ZM215 83V84H216ZM15 84V83H14ZM17 84V83H16ZM15 84V86H16ZM38 84V83H37ZM90 84V83H89ZM104 85V83H102ZM106 84V83H105ZM121 84V83H120ZM141 84V85H142ZM182 84V82H181ZM192 84V83H191ZM209 84V83H208ZM28 85V84H26ZM30 85V84H29ZM41 85V84H40ZM122 85V84H121ZM128 85V84H127ZM179 85V84H178ZM206 85V84H205ZM211 85V84H210ZM214 85V84H212ZM20 86H21V83H20ZM125 86V84H124ZM142 86H145V85H142ZM216 86V85H215ZM19 87V86H18ZM17 87V88H18ZM30 87V86H29ZM126 87V86H125ZM136 87V86H135ZM191 87V86H190ZM194 87V86H193ZM218 87V86H217ZM216 87V88H217ZM225 87V86H224ZM1 88V87H0ZM28 88V87H27ZM36 88V87H35ZM113 88V87H112ZM122 88V87H121ZM131 88V87H130ZM134 88V87H133ZM8 89V90H7ZM16 89V88H15ZM13 89V90H15ZM165 89H169V90H165ZM191 89V88H190ZM212 89V88H210ZM221 89V88H220ZM29 90V89H28ZM82 90V89H81ZM101 90V89H100ZM99 90V91H100ZM193 91V89H191ZM0 91V92H1ZM12 91V90H11ZM18 92V90H17ZM39 92V91H38ZM144 92V93H145ZM12 93V92H11ZM20 93V92H19ZM27 93V92H26ZM63 93V92H62ZM102 93V92H101ZM104 93V91H103ZM123 93V92H122ZM127 93V92H126ZM136 93V92H135ZM134 93V94H135ZM199 93V92H198ZM9 94V92H8ZM71 94V93H70ZM87 95V93H85ZM94 94V93H93ZM210 94V93H209ZM33 95V94H32ZM37 95V93H36ZM82 95V94H81ZM106 95V94H104ZM195 95V97L193 96ZM0 96H3L0 94ZM5 96V95H4ZM7 96V95H6ZM12 96L11 94L8 95V97ZM13 96L14 97H17L15 96V94L13 93ZM20 96V95H19ZM26 96V95H25ZM52 96V95H51ZM59 96H61L59 94ZM83 96V95H82ZM126 96V95H125ZM141 96V95H140ZM143 96V95H142ZM141 96V97H142ZM148 96V95H146ZM55 97V96H53ZM57 97V96H56ZM55 97V98H56ZM77 97V96H76ZM75 97V98H76ZM122 97V95H121ZM127 97V96H126ZM133 97V96H132ZM145 97V94L144 96ZM170 97V98H169ZM202 97V96H201ZM6 98V97H5ZM26 98V97H25ZM24 98V99H25ZM45 98V97H44ZM61 98V97H60ZM147 98V97H146ZM146 98H143L142 102H144V104H148ZM187 100H186V99ZM7 99V98H6ZM10 99H13V97H10ZM19 99V98H18ZM27 99V98H26ZM33 98H31L30 100H32ZM36 99V98H35ZM40 99V98H38ZM47 99V98H46ZM51 99V98H50ZM54 99V98H53ZM57 99V98H56ZM59 99V98H58ZM129 99V98H127ZM126 99V100H127ZM151 99V100H152ZM167 99V101H168ZM204 99V98H203ZM203 99H200L199 98V103L200 101H202ZM230 99V98H228ZM0 100H1V97H0ZM15 99H13V102H14ZM17 100V99H16ZM23 100V99H22ZM21 100V101H22ZM28 100V99H27ZM43 100V99H42ZM61 100V99H60ZM149 100V99H148ZM197 100H198V97H197ZM237 100V102H238ZM25 101V100H24ZM34 101V100H33ZM49 101V100H48ZM47 101V102H48ZM79 102H81L82 100L78 99ZM87 101V100H86ZM95 101V100H94ZM132 101V100H131ZM153 101V100H152ZM152 101L149 100V102L152 103ZM12 102V101H10ZM19 102V101H17ZM30 102V101H28ZM39 102V101H38ZM54 102V101H53ZM59 102L61 101H57V103L59 104ZM77 102V101H76ZM83 102V101H82ZM85 102V100H84ZM83 102V103H84ZM109 102V101H108ZM154 102V101H153ZM209 102V101H207ZM15 103V102H14ZM13 103V104H14ZM32 103V105H35L37 106L38 104L34 101V102H30ZM34 103V104H33ZM36 103V104H35ZM43 103V102H42ZM41 103V104H42ZM56 103V101H55ZM65 103H68V102H65ZM71 104V102H69ZM88 103V102H87ZM189 103V104H190ZM203 103V102H202ZM206 103V102H205ZM236 103V102H235ZM239 103V104H240ZM19 105H14V107H16V109L14 110V131L15 133H17V136L18 138H20L24 145L27 147H29V149H26V147H24L26 150L23 149V152L18 155V157H15L13 160H10L8 161L10 158L6 159V161L4 162V164L1 162L0 160V163L2 165V170H0V204L2 205L3 202L5 203H9V202H14L16 201L17 199L18 200H21V197L19 196L18 197V194H17V187L19 188H23L25 190H28L30 194V197L31 200H33L32 202L34 203L33 205H35V210H38V213H40L41 215V220L40 222L45 223L44 224V227L45 225H48V229L47 227L45 228L46 230H48L47 233L44 232V236L45 237H55V233H60L62 232V230L64 229H68L69 226L76 222L77 225L81 226V230H82V227L83 229H85V234L83 236L80 235V237H91V231H92V227L94 226V229H95V226L96 225H100L101 222H106V223H109L110 221L114 220L116 217H118V214H120V208L122 206H116V205H112V206H106L105 205V199L107 197H111L114 195H116L117 191L121 190L122 192V195L124 198H122L123 200L127 197V193L128 192H131L133 190H137L139 189L138 187L142 188L141 184L139 183H142V182H139L140 179L142 178L141 175H140V172L142 169L138 170V173L135 174L137 175L136 176V180L135 182L132 181V185L128 188V187H125L123 186V184L119 181V178L117 173L118 171H115L116 173H112V172H109L108 174H103L102 171L103 170H115L116 168H118V166H121L120 169H123L129 165L128 162H124L123 159H120L119 160V165L116 166V168L113 166H115V160L117 159L113 153L115 151V149L112 147H109V148H106L104 143H102V141L100 139H96L95 136L94 137H89L86 141L80 143L79 145V142L78 141H82V140H77L79 139L78 137L79 136H76L78 134H74V130H75V127L73 129H69L68 126H66V128L68 127V130H65L63 128V132H61V134L58 135V137H56V139L54 140V144L52 145L51 148H49L50 150H47L48 147H47V144H46V139L47 137H41V136H37L36 134L33 135V133H37V131H39L38 129H40V127L42 128V124L40 125H37V126H40L36 132H33L32 129H33V125L35 124V122H37V120H39L38 123H43L44 125H46L45 127L47 129L49 128H52L55 130V128L53 127H56L58 126L61 122H63L64 118H62V116H64L65 114H63V109L66 108L68 106V109L72 106H70V104H65V105H59V106H54L55 104L50 105H43L42 107L39 108V106H41L40 104L38 105V108H34L33 107V110H29V105L27 103H23L22 102H19L17 103ZM52 104V103H51ZM56 104V105H58ZM78 104V103H77ZM76 104V105H77ZM79 104H82V103H79ZM89 104V103H88ZM140 104V103H139ZM150 104V103H149ZM190 104V105H191ZM31 105V104H30ZM75 105V104H74ZM85 106V104H83ZM92 105V104H91ZM133 105V104H132ZM154 105V104H153ZM155 105V106H156ZM209 105V104H208ZM70 106V107H69ZM79 106L81 107V105H78L77 108H79ZM207 106V105H206ZM243 106V107H244ZM13 107V106H11ZM13 107V108H14ZM154 107V106H153ZM164 107V108H165ZM235 107H237V105H235ZM32 108V106H31ZM76 108V107H75ZM84 108V107H83ZM136 108V107H135ZM174 108V107H173ZM238 108V107H237ZM234 108V107H230V109H228V113L226 114L227 115V120L225 121V123L221 124L220 121H219V118L217 117L216 119H214L213 121H203L202 124H198L199 126H197L198 128L200 127V125H202V129L204 126H209V130L207 133L204 134L205 138L209 139V141H211L212 145H214L215 147L218 146L217 149H219V144L224 142V139L227 140L228 142V148L225 152V154L220 155L221 157H219V155L217 156L218 158H215L213 157L214 156V152L212 153L213 156L210 157V158H207V159H204L203 157L202 158H199V157H196V161L195 162V167L196 166H199L198 168L200 169L199 170V175L201 176V183L200 185L198 186L199 187V190L198 192H194L193 191L191 192L190 189H192L190 187V189L188 187H182V191L183 193L185 194H182L185 195V199H182V200H179L180 198L177 197V194L175 192V190H171L170 192V187L169 189V194L166 193L165 189H164V192L162 194H168V195H164L162 198L160 197V194H159V197L161 198V200H156L157 203H155V206L157 210L153 209L152 208V211H155L156 213V216L154 217H151V218H147L145 213L144 216H141V219H143V221L147 218V229L146 230V233L144 232V230H142L143 235H147V233L149 232V236H153L155 233H156V228L159 227V226H164V230H163V237H165L164 241L165 244L167 245V250H168V255H173V258L174 256L176 257H182L181 259L184 260V262H188L192 259H195V258H198V256L200 257V254L202 253V250L200 248L197 247V245L195 244V240L197 242V239H194V237L196 235L195 232H192L194 228V226H191L192 223H196L195 220L197 219L196 216H193V213L189 212V206L192 207L194 205H201L203 203H206L208 204L209 206H213L215 208V210L217 209L216 207L219 206V204H228L230 203V206L231 204H236L238 202V200L240 199V194H239V197H237V193H236V196L235 194L230 195L229 194V199L225 200L224 201V192L227 191V189H231V192H234L235 191V186L240 183V178L241 179H244V175H246L247 172H250L249 169H250V164L251 162L255 161V151L251 148V145L253 142L256 141V139L258 138H263L264 139V116L262 117L261 115H256V112H254L255 114L254 115H250V111L247 112V109H243L242 108ZM73 109V108H72ZM203 109V107H202ZM29 110V111H28ZM65 110V109H64ZM157 110V109H156ZM31 111H35L34 113L35 114H29ZM66 111H67V108H66ZM166 111V110H165ZM172 111V110H171ZM202 111V110H201ZM92 112V111H91ZM133 112H134V109H133ZM161 112V110H160ZM164 112V110H163ZM196 112V111H195ZM212 112V111H211ZM66 113V112H65ZM69 113V111H68ZM88 113V112H87ZM156 113V112H155ZM162 113V112H161ZM168 113V111L166 112ZM4 114V104L2 102H0V116ZM12 114V113H10ZM63 114V115H62ZM134 114V113H133ZM200 114V113H199ZM212 114V113H211ZM253 114V113H251ZM260 114V113H259ZM70 115V114H69ZM76 115V114H75ZM135 115V114H134ZM132 115V116H134ZM205 115V114H204ZM209 115V114H208ZM264 115V113H263ZM4 117V120H5V115H2ZM12 116V115H11ZM67 116V115H66ZM64 116V117H66ZM206 116V115H205ZM214 116V115H212ZM7 117V115H6ZM8 117H10L8 115ZM164 117V116H163ZM169 117V116H168ZM210 117V116H209ZM74 118V117H73ZM194 118V117H193ZM214 118V117H213ZM211 118V119H213ZM9 119V118H8ZM8 119H6L8 121ZM11 119V118H10ZM13 119V117H12ZM115 119V118H114ZM197 119V118H196ZM202 119V118H200ZM204 119V118H203ZM3 120V118L1 119ZM0 120V121H1ZM87 120V119H86ZM89 120V119H88ZM102 120V119H101ZM162 120V119H161ZM199 120V119H198ZM70 121V120H68ZM116 121V120H115ZM202 121H200L199 123H201ZM11 122V121H10ZM65 122V121H64ZM195 122V121H194ZM3 123V121H2ZM6 122L4 121V124ZM198 123V121H197ZM205 123V124H204ZM13 124V123H11ZM64 124V123H63ZM66 124H68L66 122ZM64 124V125H66ZM70 124V123H69ZM68 124V125H69ZM167 124V122H166ZM9 125V123H8ZM63 125V127H64ZM71 125V124H70ZM100 125V124H99ZM79 126V125H78ZM93 126V124H92ZM167 126V125H166ZM44 127V128H45ZM59 127H62V126H59ZM73 127V126H72ZM70 127V128H72ZM101 127V126H100ZM173 127V126H172ZM5 128V127H3ZM77 128V126H76ZM95 128V127H92V129ZM150 128V127H149ZM155 128V127H154ZM96 129V128H95ZM148 129V127H147ZM147 129H144V131ZM157 130V128H155ZM169 129V128H167ZM2 130H5V129H2ZM8 130V128H7ZM34 130V129H33ZM41 130V129H40ZM51 130V129H49ZM60 130V129H59ZM97 130V129H96ZM155 130V131H156ZM1 131V129H0ZM11 131V130H10ZM48 131V130H47ZM62 131V129H61ZM80 130H78L79 132ZM98 131H101V130H98ZM145 131V132H146ZM152 129H148V134H150L149 137H151V135L154 134L155 132ZM3 132V131H2ZM7 132V131H6ZM13 132V130L11 131ZM75 132H77L75 130ZM143 132V130L141 131ZM157 132V131H156ZM155 132V135H158L157 133ZM200 132V131H199ZM14 133V132H13ZM55 133V132H54ZM53 133V134H54ZM144 133V132H143ZM147 133H144L143 135L147 134ZM163 133V132H162ZM173 133V134H174ZM202 133V132H201ZM204 133V132H203ZM38 134V133H37ZM40 134V132H39ZM38 134V135H39ZM47 134V133H46ZM63 134V135H62ZM141 134V133H140ZM139 134V135H140ZM96 135V134H95ZM138 135V136H139ZM154 135V136H155ZM164 135V134H163ZM9 136V135H7ZM43 136V135H42ZM92 136V135H91ZM141 136V135H140ZM162 136V135H161ZM77 137V138H75ZM108 137V136H107ZM111 137V136H110ZM142 137V136H141ZM153 137V136H152ZM156 137V136H155ZM169 137V136H167ZM166 137V138H167ZM144 138V136L142 137ZM160 138V137H159ZM166 138H164L163 140H165V147H167L169 150H171L174 146V144L176 143H173V142H170L168 143V140H167V143H166ZM198 138V137H197ZM50 139V137H49ZM54 139V138H53ZM64 139H67L69 140V143L67 144V147L61 145L62 142H64ZM83 139V138H82ZM155 140V138H153ZM157 139V138H156ZM52 140V139H51ZM109 140V139H108ZM142 140V139H141ZM147 140V139H146ZM255 140V141H254ZM259 140V139H258ZM257 140V141H258ZM16 141V140H15ZM107 140H105L106 142ZM110 141V140H109ZM150 141V140H149ZM178 141V140H177ZM194 141V140H193ZM33 142V144H32ZM49 142V141H48ZM78 145H77V143ZM137 142V141H136ZM158 142V141H157ZM179 142V141H178ZM177 142V143H178ZM182 142V144H183ZM53 143V142H51ZM51 143H49L48 145H50ZM146 143V142H145ZM184 143V144H185ZM210 143V144H211ZM16 144V143H15ZM112 144V143H110ZM136 144V143H135ZM138 144V143H137ZM179 144V143H178ZM145 145V144H144ZM161 145V144H160ZM181 145V143H180ZM188 145V144H187ZM187 145H184L186 146V149ZM176 146V145H175ZM174 146V147H175ZM22 147V146H21ZM139 147V146H138ZM181 147V146H180ZM183 147V146H182ZM18 148V147H17ZM46 149L49 153L52 154V156H47L50 157L48 159V161L46 160V165L45 166H41L40 168L38 167H33V166H30V168L32 167V173H34V175L36 176L35 178H31L29 177V172H28V169H23L21 170L22 166H20V158L21 159H29V157L32 155V152L33 151H39V149ZM165 148V149H167ZM176 148V147H175ZM179 148V147H178ZM185 148V147H184ZM161 149V148H160ZM167 149V150H168ZM181 149V148H180ZM216 149V148H215ZM216 149V151H217ZM22 150V149H21ZM117 150V149H116ZM174 150V148H173ZM189 150V149H188ZM5 151V150H4ZM15 151H16V148H15ZM45 151V150H43ZM176 151V150H175ZM179 151V150H178ZM182 151V150H181ZM214 151V149H213ZM41 152V151H40ZM48 152L46 154H48ZM118 152V151H117ZM148 152V151H147ZM185 149H184V154L183 152H180L179 151V155L180 154H183V155H187V153H185ZM256 152L257 149H256ZM260 152V151H259ZM38 153V152H37ZM159 153V152H158ZM174 153V151L172 152ZM263 153V152H262ZM261 153V154H262ZM17 154V153H16ZM50 154V155H51ZM117 154V153H116ZM257 154V153H256ZM259 154V153H258ZM260 154V155H261ZM3 155V154H2ZM171 155V154H170ZM182 155V156H183ZM185 155V156H186ZM211 155V154H210ZM1 156V155H0ZM5 156V155H3ZM7 156V155H6ZM14 156V155H13ZM144 159L141 161L143 166L146 164L149 166V164L147 163H150L148 161H150L152 159V157L150 156V153L149 154H146L145 155V152H144ZM173 156V154H172ZM205 156V155H204ZM115 157V158H113ZM122 157V156H121ZM187 157L189 158V156L187 155ZM186 157V158H187ZM194 157V156H193ZM258 160H259V167L260 168L262 166L263 168V165H264V157L262 156H258ZM2 158V157H1ZM42 158V157H41ZM170 158V156H169ZM174 158V157H173ZM184 158V157H183ZM257 158V157H256ZM12 159V158H11ZM92 159V163L94 161V163L92 164L91 163V160ZM115 159V160H114ZM156 159V157H155ZM154 159V160H155ZM171 159V158H170ZM169 159V160H170ZM162 161V159H160ZM189 160V159H188ZM194 160V159H193ZM257 160V161H258ZM4 161V160H3ZM29 161V160H27ZM31 161V160H30ZM90 161V163H89ZM133 161V160H132ZM140 161V160H139ZM173 160L171 159V163ZM175 161V160H174ZM177 161V159H176ZM191 161V160H190ZM43 162V161H42ZM98 162V163H97ZM117 162V160H116ZM134 162V161H133ZM152 162H155V161H152ZM151 162V163H152ZM97 163V164H95ZM150 163V165H151ZM176 163V162H174ZM192 163V161H191ZM29 164V162H28ZM27 164V165H28ZM95 164V165H94ZM115 164V165H114ZM141 164V165H142ZM156 166L157 165V162L156 164L155 163H152V166L154 165ZM183 165H185L183 162H182ZM30 165V164H29ZM33 165V164H31ZM139 165V164H138ZM177 165V164H176ZM191 165V164H190ZM192 165H194L192 163ZM257 165V164H255ZM137 166V165H135ZM142 166V167H143ZM175 166V164H174ZM249 166V168H247ZM43 167V168H42ZM123 167V168H122ZM140 168V165L138 166ZM138 167H134L133 171L136 170V168ZM145 167V166H144ZM159 165L157 166V169L161 170V168H158ZM170 167V165H169ZM177 167V166H176ZM193 167V166H192ZM29 168V167H27ZM113 168V169H111ZM147 168V166H146ZM150 168L151 170V166L148 167ZM166 168V167H165ZM163 167V169H165ZM168 168V167H167ZM257 168V170H259ZM119 169V171L121 172L122 174V171ZM156 169V167H154V170ZM174 170V167L172 168ZM171 167H170V171L169 172H173L171 171L172 170ZM182 169V168H181ZM186 169V168H185ZM196 169V168H195ZM248 169V170H247ZM113 170V172H114ZM132 170V169H131ZM153 170V169H152ZM157 170V171H158ZM167 171V169H165ZM179 170V169H178ZM256 170V169H255ZM31 171V170H30ZM127 171V170H126ZM163 174H165V172ZM176 170H174L175 172ZM119 172V173H120ZM124 172V171H123ZM258 172V171H256ZM256 172L254 171L253 172V175L254 173L256 174ZM158 174V172H156ZM176 173V172H175ZM193 173V172H192ZM197 173V172H196ZM142 174V173H141ZM169 175L170 173L166 172V175ZM172 174V173H171ZM182 174V173H181ZM184 174V173H183ZM189 174V173H188ZM195 174V173H194ZM251 174V175H250ZM250 174H248V176L250 175L249 177V181L250 179L252 180L253 178H251L252 176V172H250ZM159 175V174H158ZM165 175V176H166ZM257 175V174H256ZM263 175V174H262ZM160 176V175H159ZM164 176V175H163ZM164 176V177H165ZM170 176V175H169ZM255 176V175H254ZM258 176L259 173H258ZM258 176H256L257 178L256 179H259ZM167 177V176H166ZM176 177V176H175ZM184 177V176H183ZM264 177V176H263ZM125 178V176H124ZM127 178V177H126ZM151 178V177H150ZM156 178V177H155ZM163 178V177H162ZM182 179V177H180ZM179 178V181L181 180ZM199 178V176H198ZM262 178V177H261ZM260 178V179H261ZM133 179V178H132ZM149 179V178H148ZM165 179V178H164ZM177 179V178H176ZM175 179V182L178 181ZM159 180V179H158ZM166 180V179H165ZM164 180V181H165ZM183 180V179H182ZM184 180H188V179H185ZM183 180V181H184ZM247 180V178H246ZM161 181V180H160ZM167 181V180H166ZM165 181V182H166ZM184 181V182H185ZM248 181V182H249ZM255 179L253 181H250L252 187L254 186L253 183ZM144 182H146L144 180ZM159 182V181H158ZM189 182V180L187 181ZM196 182V181H195ZM200 182V181H199ZM198 182V183H199ZM243 181H241L242 183ZM245 182V181H244ZM243 182V183H244ZM258 182V180L256 181V183ZM260 182V181H259ZM169 186V183L168 181L166 182ZM180 183H182L180 181ZM179 183V184H180ZM240 183V184H241ZM17 184V185H16ZM122 184V185H121ZM130 184V183H129ZM145 184V183H143ZM162 184V183H161ZM177 184V182H176ZM175 184V185H176ZM182 184H186L185 183H182ZM181 184V185H182ZM240 184L238 186H240ZM141 185V186H140ZM146 185V184H145ZM164 185V183H163ZM178 185V184H177ZM187 185V184H186ZM185 185V186H186ZM250 185V187H251ZM261 185V184H259ZM161 186V185H160ZM165 186V185H164ZM171 186V185H170ZM180 186V185H178ZM178 186H175L177 187L178 189H180V187ZM183 186V185H182ZM190 186V185H188ZM192 186V185H191ZM236 186V187H238ZM249 186V185H248ZM162 187V186H161ZM174 187V186H173ZM197 187V188H198ZM208 187V188H206ZM244 187V186H242ZM249 187V188H250ZM47 188V190H46ZM194 188V187H193ZM196 188V187H195ZM194 188V191H196ZM196 188V189H197ZM240 188V187H239ZM246 188V187H245ZM255 188V186L253 187ZM253 188L249 189V190H253ZM94 190L92 194H94L96 192V196L94 198L91 197L90 199V203L89 204H86V200L85 198L82 199V195L85 193L87 194L85 191L86 190ZM147 189V188H146ZM162 189V188H160ZM175 189V188H174ZM207 189L208 190V198H205V193H207V191L205 192L204 190ZM232 189L234 191H232ZM238 189V188H237ZM236 189V190H237ZM91 190H90V193H91ZM96 190V191H95ZM148 190V189H147ZM180 190V191H181ZM41 192L43 195L39 196L37 195L39 192ZM158 191V190H157ZM224 191V192H223ZM255 191V190H254ZM20 192V191H19ZM38 192V193H37ZM89 193V191H87ZM120 192V191H119ZM126 194L124 196V194ZM137 192V191H136ZM205 192V193H204ZM230 192V191H229ZM238 192V191H237ZM244 192V191H243ZM251 192V191H250ZM24 193V192H23ZM156 193V192H155ZM159 193V192H158ZM161 193V192H160ZM178 193V192H177ZM31 194L33 196H31ZM121 194V193H120ZM247 194V193H246ZM21 195V194H20ZM37 195V198L36 196ZM95 195V194H94ZM121 195V196H122ZM129 195V194H128ZM253 195V194H252ZM26 196V195H25ZM39 196V197H38ZM118 196V195H117ZM130 196V195H129ZM133 196V195H132ZM152 196H156V195H152ZM254 196V195H253ZM29 197V198H30ZM35 197V198H34ZM109 197V198H110ZM181 197V195H180ZM225 197H227L225 195ZM246 197H248L246 195ZM27 198V197H26ZM87 198V197H86ZM119 198V197H118ZM117 198V200H118ZM224 198V199H223ZM255 198V197H254ZM25 199V198H23ZM84 200L82 204V206H80V201ZM229 200V201H228ZM242 200V199H241ZM240 200V201H241ZM249 200V198H248ZM251 200V199H250ZM257 200V198H256ZM23 201V200H22ZM149 201V200H148ZM155 201V202H156ZM178 201H180L178 203ZM239 201V202H240ZM245 201H247V198L245 199ZM244 201V202H245ZM255 201V200H254ZM37 202V203H36ZM73 202H78L79 204H77V207H76V204H72V207L75 206V209L72 208L70 209L69 207V204L73 203ZM116 202V201H115ZM123 202V201H122ZM120 202L119 200V203H122ZM256 202V201H255ZM264 202V200H263ZM104 203V205H102ZM118 203V201L116 202ZM178 205H177V204ZM243 203V202H242ZM247 204V202H245ZM243 203V204H245ZM251 203V202H250ZM241 204V203H240ZM245 204V205H246ZM257 204V203H255ZM12 205V204H11ZM74 205V206H73ZM79 205V207H78ZM239 205V203H238ZM244 205V206H245ZM252 205V203H251ZM254 205V204H253ZM3 206V205H2ZM242 206V205H240ZM244 206L242 207V210L240 211H246L245 210L246 208H244ZM247 206V205H246ZM256 206V205H254ZM258 206V205H257ZM7 207V205L5 206ZM33 207V206H32ZM260 207V206H258ZM10 208V207H9ZM13 208V207H12ZM34 208V207H33ZM33 208L31 209L33 211ZM196 208V206H194V209ZM220 208V207H219ZM241 208V207H240ZM7 209V208H6ZM11 209V208H10ZM30 209V208H29ZM193 210V208H190V210ZM202 208L200 207V210ZM226 209V208H225ZM239 209V208H238ZM9 210V209H8ZM196 208V211H200ZM203 210V209H202ZM228 210V208H227ZM261 210V209H260ZM7 211V210H6ZM141 211V210H140ZM151 210H149L150 212ZM151 211V213H153ZM196 211H194V213H196ZM249 211V210H248ZM9 212V211H8ZM37 212V211H36ZM216 212V211H215ZM255 212V211H254ZM15 213V212H14ZM34 213V212H33ZM37 213V214H38ZM122 213V212H121ZM199 213V212H198ZM241 213H245V212H241ZM257 213V212H256ZM197 214V213H196ZM195 214V215H196ZM200 214V213H199ZM198 214V215H199ZM204 214V213H203ZM2 215V219L4 220V222H7L8 219L6 218L7 216H5L4 214H1ZM36 215V214H35ZM121 215V214H120ZM151 215V214H150ZM153 215V214H152ZM176 215H179L178 218H180L179 220H181L182 218L185 219V221H190L189 223L191 225H189V227H193V229H191L192 231H190V228H188V232H185V229L183 233L180 228H179V225L181 223V221L179 222V224L176 222V224H178L177 228H175L176 224L175 222H172L177 220L178 218H173V216L175 217ZM206 215V214H205ZM201 215V217L204 219H208L209 217H205ZM229 215V214H228ZM40 216L38 215V217L40 218ZM149 216V215H148ZM172 216V218L170 217ZM210 216V215H208ZM249 216V215H248ZM253 216V215H252ZM36 217V218H38ZM140 217V216H139ZM177 217V216H176ZM195 217V218H194ZM198 217V216H197ZM200 217V218H201ZM211 217V216H210ZM260 217H261V220H260ZM214 218V217H213ZM1 219V218H0ZM172 219V220H171ZM199 219V217H198ZM204 219V220H205ZM225 219V218H224ZM223 219V220H224ZM15 220V219H14ZM212 220V218H211ZM219 220V219H218ZM260 220V221H263V224H264V208L261 210V213H260V216L259 218H257V221ZM12 221V220H11ZM116 221V220H115ZM119 221V220H118ZM141 221V220H140ZM139 221V222H140ZM183 221V220H182ZM210 221V220H209ZM213 221L215 220H212V223ZM217 221V220H216ZM39 222V223H40ZM113 222V221H112ZM117 222V221H116ZM170 222H172L170 224ZM207 222V220H206ZM228 222V221H226ZM48 223V224H47ZM175 226H174V224ZM185 223V222H184ZM187 223V222H186ZM223 223V222H222ZM218 221V223H213V224H216L213 225L211 228L214 227V229L212 230L213 231V234L211 232V235L210 237L208 238H204L205 236L203 235V238H201V242H202V246L204 247V250L206 251H209L210 252V256L209 257V260H208V263H213V261L217 260L218 258L224 257L225 254L227 255H231L229 258H232L233 257V247L231 246L230 242V246L231 248H227V245L221 249V253L219 252L218 254H216L215 252H213V247H215L216 245L212 246L216 240L219 239L218 235H221L220 233L222 232V229L224 230V225L226 226V224H222ZM9 224V223H7ZM41 224V223H40ZM41 224V225H42ZM118 224V223H117ZM170 225L173 224V227L174 229H171L169 228ZM188 224V223H187ZM230 224V223H229ZM261 224V222H260ZM262 224V225H263ZM110 226V224H107ZM106 225V226H107ZM194 225V224H193ZM204 225H207V224H204ZM258 225V224H257ZM10 226V225H9ZM50 226V227H49ZM146 226H145V229H146ZM169 226V227H168ZM25 227V226H24ZM114 227H117L116 225H114ZM113 227V228H114ZM119 227V226H118ZM139 227V225H138ZM137 227L135 233L131 234V233H128L125 234L126 236L124 237L126 241L129 242H134L132 244H130L131 246V249H139L141 248V242L144 241L141 239V237L143 235L140 236V241L139 240V236H138V232H139V228ZM142 227V226H141ZM264 227V226H263ZM22 228V227H21ZM202 228V227H201ZM207 228V227H205ZM203 230L204 233H206V231H208V229ZM70 229H73V228H70ZM121 230V228H118ZM124 229V228H123ZM199 229V228H198ZM203 229V228H202ZM104 230V229H103ZM108 230V229H107ZM106 230V231H107ZM126 230V229H124ZM134 230V229H133ZM141 230V229H140ZM158 230V229H157ZM183 230V229H182ZM264 230V229H263ZM3 231V230H1ZM24 231V230H23ZM61 231V232H60ZM65 231H68V230H65ZM148 231V232H147ZM196 231V229H195ZM198 231V230H197ZM201 231V230H200ZM199 231V232H200ZM259 231V229H258ZM255 230V234L258 232ZM121 232V231H120ZM123 232V231H122ZM125 232V231H124ZM260 232H264V231H259L258 234ZM1 233H4L1 232ZM7 233V232H6ZM84 233V232H83ZM95 233V232H94ZM194 233V234H193ZM224 233V232H223ZM5 234V233H4ZM4 234H1L2 237H5ZM47 234V235H45ZM55 234V235H54ZM63 234V233H62ZM61 234V236H63ZM65 234H67V232H65ZM97 234V232H96ZM96 234H94L96 237ZM124 234V233H123ZM158 234V233H157ZM226 234V232H225ZM251 234V233H250ZM255 234L252 236H255ZM262 233H260L261 235ZM264 234V233H263ZM8 235V234H7ZM14 235V234H13ZM25 235V234H24ZM116 235V234H115ZM194 235V236H193ZM199 233L197 234V238L200 239L201 237V234L200 236L198 237ZM240 235V234H238ZM260 235H257V237H259ZM26 236V235H25ZM59 236V235H58ZM99 236V235H98ZM148 236V238H149ZM161 236V235H160ZM229 236V235H228ZM241 236V235H240ZM19 237V236H18ZM28 237V235H27ZM43 237V236H42ZM65 237V236H64ZM67 237V236H66ZM123 237V236H122ZM137 237V238H136ZM147 237V236H146ZM195 237V238H196ZM238 237V236H237ZM256 237V238H257ZM6 238V237H5ZM144 238V236L142 237ZM151 238V237H150ZM149 238V239H150ZM221 238V237H220ZM233 238V237H232ZM242 238H244L242 236ZM2 239V238H1ZM130 239V241H129ZM131 239H133L131 241ZM138 239V240H136ZM144 239H147V238H144ZM148 239V240H149ZM209 240V244L208 242L206 241ZM233 239H236V237H234ZM248 239V238H247ZM253 239V237H252ZM263 239V238H262ZM147 240V241H148ZM153 240V238H152ZM150 240V241H152ZM155 240V239H154ZM224 240V239H223ZM222 240V242H223ZM243 239L239 240L237 239V242L240 241V246H242L243 244V247L241 248V253L239 255H237L236 257H233V259L231 261H226V262H222L224 264H244V262L247 264V263H250V262H254L255 260L252 259V254L249 250V245L247 246L245 243V241L243 242L242 241ZM246 240V239H245ZM8 241V240H7ZM125 241V242H126ZM149 241V242H150ZM218 245L220 244V239L218 240ZM248 241V240H246ZM251 241V239H250ZM264 241V240H263ZM124 242V241H123ZM140 242V243H139ZM146 242V240H145ZM142 243V244H146V243ZM221 242V243H222ZM226 242V241H224ZM252 242V241H251ZM6 243V242H4ZM232 243V242H231ZM233 243H234V240H233ZM232 243V244H233ZM236 243V242H235ZM243 243V244H242ZM262 243V242H261ZM148 244V243H147ZM146 244V245H147ZM200 244V243H199ZM217 244V243H215ZM223 244V243H222ZM220 244V245H222ZM227 244V243H225ZM223 244V245H225ZM251 244V243H250ZM264 244V243H263ZM145 245V247H146ZM151 245V244H150ZM234 245V244H233ZM236 245V244H235ZM140 246V247H139ZM199 246V245H198ZM229 246V245H228ZM251 248L253 247L254 249V246L253 245H250ZM149 247V246H148ZM264 247V245H263ZM143 248V247H142ZM147 248V247H146ZM216 248V247H215ZM221 248V246H220ZM260 248V247H259ZM150 249V248H149ZM203 249V248H202ZM264 248H262L263 250ZM9 250V249H8ZM166 250V249H165ZM217 250V249H216ZM240 250L239 249H236V251ZM260 250V249H259ZM164 251V250H163ZM224 251V252H223ZM232 251V252H231ZM253 251V250H252ZM255 251V250H254ZM176 252V253H175ZM235 252V251H234ZM240 252V251H239ZM239 252H236L237 254ZM264 252V250H263ZM128 253V252H127ZM256 253V252H255ZM160 254V253H159ZM209 254V253H207ZM254 254V253H253ZM259 254V253H258ZM167 255V254H166ZM167 255V256H168ZM205 255V254H204ZM256 255V254H254ZM264 255V254H263ZM131 256V255H130ZM226 256V255H225ZM163 257V256H162ZM174 258V262H177L175 261ZM179 257V258H180ZM260 257V256H259ZM264 257V256H263ZM92 258V257H91ZM168 258V257H167ZM171 258V257H170ZM207 258V256H206ZM257 258V257H255ZM262 258V256H261ZM156 259V258H155ZM180 259V260H181ZM221 259V258H220ZM228 259V258H227ZM91 260V259H90ZM89 260V261H90ZM161 260H166L164 258H161ZM160 259H158V262L160 264ZM171 260V259H170ZM169 260V261H170ZM251 260V261H249ZM253 260V261H252ZM259 260V259H258ZM262 261V259H260ZM173 262V259L171 260ZM225 261V260H224ZM88 262V261H87ZM157 262V263H158ZM165 262V261H164ZM179 262V261H178ZM177 262V264H178ZM207 262V261H206ZM205 262V263H206ZM258 262V261H257ZM156 261L154 264H157ZM163 263V262H162ZM194 263V262H193ZM256 263V262H255ZM253 263V264H255ZM260 263V262H259ZM258 263V264H259ZM5 264V263H4ZM173 264V263H172ZM218 264V263H217Z\"/></svg>", "mask_w": 264, "mask_h": 264}]
</instances>
